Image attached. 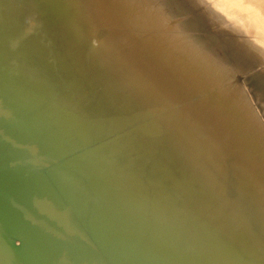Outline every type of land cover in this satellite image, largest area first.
<instances>
[{
    "label": "bare ground",
    "instance_id": "1",
    "mask_svg": "<svg viewBox=\"0 0 264 264\" xmlns=\"http://www.w3.org/2000/svg\"><path fill=\"white\" fill-rule=\"evenodd\" d=\"M81 1L79 0L78 3ZM84 1L85 0L82 1L83 4L86 3V1ZM89 1H91V5L89 7L88 5L90 3H87V7L89 9L85 6L88 11L85 13H80L78 16L79 23L84 28L87 36L89 35L92 37L91 39L94 41V43L92 41L91 42L94 47L97 48L99 46L98 48L101 49L102 53L107 57L112 56V54L118 55V59H112L113 62L110 60L111 63L115 62L114 64L116 65H114V68L117 66V64L118 67H116L114 70L109 69L105 71L103 76L102 74L99 75V72H97L102 67L99 68L98 66H92L88 55L82 49H79L80 52L78 51V54L74 53L76 55L72 53V50L75 51V49L79 48L80 46L74 41L71 34L69 39V35L64 34L63 32H60L58 29H56L55 25L46 18L45 14H43L44 16H37L35 14L39 11L40 7L45 5L44 0H41V2L39 0L40 6L39 4H37L38 6L35 4L37 2L33 4L32 0L22 1V3H19L21 6L18 9H11L12 11L9 10L11 0H4L3 7L0 9V19L6 18L17 20L19 18L26 20V22L27 20L30 21L27 23L22 21L23 24L13 27L8 40L14 43L21 41V43L24 44L29 40H26L28 35L30 38L29 41H31L32 36L30 37V35L37 34L43 39L45 38L48 40L47 45L49 43H56L59 46L60 52L66 55V58L70 60L67 62L76 69L77 67L81 70L93 68L94 70L91 69L92 71H90L92 73L96 70L95 73L97 72L98 74L94 73L93 76L96 77L99 75V77H96L92 83L97 86V94L103 93L107 95V99H112V96L113 99L110 102L114 105L119 100H123L125 105L128 104L131 114L134 113L142 118L151 111L147 107L150 106V104L159 103L160 105V103H170L171 101L183 99L186 101L185 98L190 99V97H194V99L192 98L189 101V104L182 105L180 110L176 113L180 111L183 112L185 115H187L185 120L193 122L195 129L200 128L203 131L204 134H202V132L200 133L199 131L198 133L201 139L211 146V149L214 152L211 157L213 158L214 162H218L220 164H223L224 162L231 163L232 167L234 168V163H237L240 160L243 163H237L239 165L238 172H240L246 179H251L254 182L259 183L261 186H264V168L261 166V164L264 165V155H260L262 152H264V121L260 117L259 112L256 111V108L252 105L253 102L251 101L253 100H251L249 95L250 91L248 92L246 87V85H251L256 91L258 97L261 99L262 103L260 102L259 107H261L263 110V114H261L264 118V69L261 70L262 72L259 71L260 73H258L256 70L257 74L254 73L255 75L250 73V68L252 69L254 66L264 64V6L261 9L254 10L253 14L249 17L247 16L246 12L243 13L246 14L248 20L246 23L243 22L241 26H233L227 29H224V27L220 28L217 32L219 36L212 35L209 33V31L205 32L204 36L206 38L215 40L214 43L211 41V45L209 39H205L204 42L200 44V39H203L204 37H199L198 39L189 38L184 43H181L177 40L182 36H180L178 33L175 34V31L171 27L178 26L180 23H182V21L177 22V17H174V11H172L171 8L164 6L165 4H170L171 0L164 2V4L160 0H152V2H149L151 7L141 0ZM217 1L219 0H188L190 6L194 8L200 9L205 3H208L210 5V9H204L200 11V13L197 11L190 12V16L187 17V22L195 21L197 18L207 19L210 15L218 13L219 7L216 4ZM247 1L248 0H225V5H243ZM251 1L255 2L256 0ZM262 1L264 2V0ZM96 3H99L100 5L97 6L98 4ZM173 6L179 5H177L173 0L172 9ZM98 7L100 9H98ZM211 7L214 8L213 11H211ZM15 8H17V6H15ZM150 9H152L151 12L149 11ZM79 10L81 9L79 8ZM149 17H155V22H153V24L149 23ZM182 17L184 18L183 15ZM159 18L163 19L162 22L157 21ZM236 18L241 20L240 17ZM233 22H236V20L233 19L229 23ZM105 26L109 27V32L113 33V35L109 32L108 34L105 32V30H108L104 29ZM110 29L113 31L111 32ZM64 30L66 32V29ZM35 36L36 35H34L32 39H36ZM79 38V40L84 39L80 36ZM43 39L40 40L44 41ZM146 42L149 44L150 49L155 50V54L149 49V47H145L144 49L143 46H145ZM118 45L121 46L115 52L114 50L116 46L119 47ZM35 46L37 47V45ZM49 46H51V44ZM40 47V56L37 57L35 63L38 64L40 62H49L51 60V55H47V52L45 53L43 45H40ZM34 48L33 50H35ZM126 50H131L133 54L131 53L128 55V52H125ZM25 51L27 50L25 49ZM91 51L89 52L91 53ZM199 52H201V54ZM131 55H135L136 57H130ZM127 56H129V58ZM121 58H123V60L124 58H127L128 61L123 62ZM137 58H139V60H143L147 67H145L146 65H140L142 61L139 62ZM44 59L45 61H43ZM134 60L136 61L134 62ZM39 81L41 82V80ZM32 86L33 85H31V87ZM20 89L21 87L15 88L17 91V99H21V102L28 101V106L30 108H36L37 105L40 104V100L36 101L35 98L33 100L32 98L27 97L30 96L27 90L23 91ZM36 89L39 90L41 88L38 87ZM136 89H138L140 93ZM179 90L182 91L183 94L184 92H187L189 95H187V93V97L186 95L183 96L182 93L181 95H176L175 91ZM135 92L140 96H137ZM141 92L144 95L141 94ZM6 93H8V90ZM90 93L92 94V91H90ZM4 94L5 92L1 93L0 95ZM89 99H92V96ZM184 101H182V103ZM211 101L217 104L218 109H216L217 106H214L215 109H212L210 106L211 104H209ZM139 107L142 108L132 112L133 109ZM154 108L155 107H153V109ZM157 108L159 109V107ZM56 109L57 108L53 106L45 107L43 109L44 111L39 112L42 114V118H46L47 115H49L56 120H62L59 119V115L54 112ZM122 110L129 112L127 109H124L123 106ZM214 110L219 113L215 114L216 111ZM77 111L82 114L85 112L87 113V111L80 108L77 109ZM89 113L91 112H88V114ZM92 113L94 116H92L91 120H87L86 123L88 130L92 131L96 128H105V130H107L119 126L111 123V125L108 124V126H110L109 128L105 125L106 121L104 119H99L96 114H94V112ZM2 116L3 114L0 113V117ZM166 118L168 117L163 115L158 118L161 124L159 126L161 128L165 127L164 121L166 123L168 121ZM144 127L147 132H150V134L152 132H156L157 130L153 123H151V125H145ZM176 131H178V129H176ZM173 134L163 130L162 137L159 139H156L155 137V140H153L154 143L159 145L160 152L165 157V166L171 172L173 177L177 175L183 181L188 182L192 180L195 185L200 186V188L205 193L206 200L212 206L214 212L217 213L227 224L231 231L232 237L227 236L224 233L225 231L223 230L222 226H220L216 220L215 222L210 221L207 211L202 209L204 211L203 212L200 210L191 199L193 198L195 201L199 200L204 205L200 198L195 197L190 191H182L181 188L169 180L162 172L157 170L146 158V156L138 150V148L135 146V143L131 142L128 136L127 138L125 137L126 135L124 136L125 139L122 138V141L115 142L113 144H104L103 147L98 146L95 149H86L85 151L81 152L80 155L72 157L71 160L69 159V163H65L67 159L66 158L64 159V162L56 169L58 172L56 175H54V186L61 192L62 197L65 198V195L62 192L64 190L70 195L72 200L80 201L76 203L81 205L83 211L85 212L88 229L78 228L76 225L71 223V214L62 204V202L52 195L51 192L53 188L41 186L26 177L24 173L26 170H23V168L21 169L23 157L21 156L22 149L19 145H17V139L19 138V135L10 136L9 134L0 136V237L2 238L5 235L3 239L8 240V238L11 237V234H14V224L17 223L20 225L25 219L26 222H24V224H30H28L29 226L27 225L23 227L25 228L23 230L26 231H24L25 233L22 239L24 247L27 246L26 248L31 246L36 248L38 246L37 248L44 252L41 254H46L47 252V254H51V257L54 254L55 258L58 257V255L59 257L61 255H66L68 249L70 251V247L73 248L74 246L76 252L78 253H76L74 257H70L71 259L63 256L67 259H65L66 261H62V263L65 262V264H99V260L104 262V260L108 257H113L114 254L111 253V244L106 238L109 226V202L107 188L105 187V189H101L104 187L103 183L108 181L104 174H102L103 171H106L108 174V171L106 170V167L103 164V159L101 158L105 153L108 156V153L103 151L106 148V150L108 149L110 154L114 155L116 160L119 162L128 165V163H126V159L129 158L132 161V164H129L128 166L136 167L132 168L134 171L132 169H123V171H121L119 168L121 165L112 160H110L111 162L109 161V163L107 161V163L110 168L112 164L115 167L116 172L118 170L119 176H123V179L125 177L127 181H130L131 179L138 180L140 182L138 184L141 189L138 190L133 185V183H130V185L145 195L147 198L155 200L157 203L164 204L175 201L178 204V208L182 209V212L184 210V206L189 207L191 210H193V214H195L200 220L203 219V221H206L208 226L210 225L209 229L214 230L218 232V234L222 235L227 242L237 248L242 256L246 257L240 247H248L249 252L253 254L257 260H260L259 257H262L264 260V236H262L260 233H257L258 231L256 232L250 224L243 221L241 215L246 213L241 211L243 208L241 202H245L240 199L242 195L238 191L234 190L228 182L222 179L208 165L204 157L198 152V146L194 142H189L187 139H185L183 140L182 144L183 148H181L180 142H177L176 139L172 138L174 136ZM178 134L180 135V133ZM50 135H58L60 140L57 138L56 140L67 147L64 148V146H61L63 149H65L63 152H66L62 158H64V156H68L76 149L77 146L83 144L86 139L88 140L90 138L89 135L84 134L85 138L82 142L78 143L75 141L72 144L70 143V140L74 141L76 139L75 135L66 134L63 130L61 131V129L59 132ZM44 137L45 136L39 137L41 139L43 138V141H41V139L39 141L40 149L51 153L53 156L59 155L55 151L52 153L54 149H50L59 147V144L55 143L56 140L54 143L57 146H52L50 142L49 144L45 143L46 141L44 140ZM208 137L217 141L223 140L226 142V145H229L230 148L233 149V151L240 148V158H238L239 160H235L236 162H234L233 158H229L231 157L230 152H227L228 150L225 152L222 146L219 147L220 145L217 144L210 145V140ZM47 148L50 149L51 152L47 150ZM226 148L228 149V146ZM90 150H95V154L98 153L101 157L97 155L95 156ZM183 150L187 151L188 154L190 153L191 156L197 160L195 162H199V165L203 168V170H205V173L200 171L201 167L198 169L199 166H196L193 162H190L189 159L184 156V154H181V152L183 153ZM241 150L251 153L248 154L242 152ZM57 157L58 156H56V158ZM124 157H126V159ZM193 157L190 158L193 160ZM237 157L238 156L236 155L234 158L237 159ZM58 158H60V156ZM27 168L29 169V167ZM98 168L100 169L101 173L99 172ZM135 169H139L145 173L147 182L141 183L142 178H140V174L138 175V172H136ZM126 175L131 179H128ZM115 176L116 175L113 173V176L111 175L109 177L114 183H118V185L122 187L124 191H126L123 184ZM11 188L15 189L16 192L12 191L11 193ZM97 189L102 190L100 195H96L95 192ZM226 189L231 192L233 197L224 193V190ZM180 191L184 192L185 194L181 193ZM9 193L12 197L6 201L5 197L9 195ZM150 195L154 196L155 199L149 197ZM261 196L264 197V194ZM237 197H239V199ZM13 199L14 202H12ZM234 199L238 202H235ZM249 203L248 205L251 206L252 209H254L257 213H259L261 218H263V220H260H262L264 224V211L262 208L254 205L251 202ZM76 208H78V206ZM174 208L176 207L174 206ZM4 223H7L8 230L5 229ZM253 224L255 225V223ZM57 233L58 235H56ZM79 235L83 237V240L79 239ZM98 238L107 242L109 247H107V245L104 243L99 242ZM73 241L74 243H72ZM93 243L99 247L96 249V247H93ZM52 245H55V248H52ZM24 247L20 248L23 249V253H21L20 256L16 255L18 253L13 249L12 250L15 254H9L7 251L5 254L3 253L4 255L0 256V260L2 259L0 264H11L12 262L19 264V261L21 259H25L28 252L31 253V251H29L31 250L30 248H28L27 252L24 250ZM31 248L33 249V247ZM81 250L84 251L83 254L80 253ZM30 253H28V255H31ZM35 253L36 255L38 254L37 252ZM119 254H125L126 257L132 258L129 253L125 251L123 253L119 252ZM9 255L14 258L11 259ZM36 255L34 254V257ZM38 256L39 254L37 255L36 259H38ZM28 257L30 258L32 256ZM4 258L5 263L3 262ZM29 258L27 259L26 257V262L23 261L22 263L25 262L24 264H31V262H28ZM162 258H164L166 262H172L171 264H201L193 260L179 259L176 256H173V254L170 252L163 253ZM165 258H170L171 261H167ZM30 259L32 261L35 258ZM40 259L42 260L44 258L40 257ZM221 259L224 263L227 261L229 264H239L237 261L235 262L232 260V258L229 260H225V258ZM41 260H39V262H42ZM118 261H121V259ZM144 262L147 264H153L146 260H144ZM103 264H105V262Z\"/></svg>",
    "mask_w": 264,
    "mask_h": 264
},
{
    "label": "rangeland",
    "instance_id": "2",
    "mask_svg": "<svg viewBox=\"0 0 264 264\" xmlns=\"http://www.w3.org/2000/svg\"><path fill=\"white\" fill-rule=\"evenodd\" d=\"M16 1H17L18 4L16 3ZM19 1L20 0H15V1L11 0V4H10V7H9V10L18 9L21 6V4H19V3L20 2L22 3V1H25V0H21L20 2ZM82 1L80 3H78L79 0H44L45 5L40 7L39 11L37 13H35V14L37 16H42L43 14H45L46 18L55 25L56 29H58L60 32H63L64 34L69 35V39H70V34H71V36H73L74 41L77 42V44H79V46L81 47V48L80 47L76 48L75 51L72 50V53L73 54L74 53L78 54L80 52L79 49L80 50L82 49L88 55L89 60L92 63V66H98L99 68L102 67L97 72H99V75L102 74V76H103L105 71H107L109 69L110 70H114V69H116V67H118V64H117V66H115V68H114V65H116V64H114L115 62L111 63V61L113 62L112 59H115V60L118 59V55H113L112 54V56L107 57V56H105L102 53V50L98 48L99 46L97 47L98 49L93 46L92 42L94 43V41H92V39H91L92 37H90L89 35H88L89 37L87 36L84 28L82 27V25L79 23V20H78L79 19L78 16H79L80 13H85L86 11H88L86 9L87 3L89 4L91 1L85 0L86 3H84V4H83ZM141 1L146 3L149 7H151V4L149 2H152V0H141ZM160 1H162L163 4H164V2H167V1H170V0H165V1L164 0H160ZM32 2H33V4L35 2H37L35 4L36 5L39 4V6H40L41 0H40V2H39V0H32ZM172 2H173V0H171L170 4H165L164 6L167 7V8H171V10L174 11V13H175L174 17H177L176 18L177 22H179V21L181 22L182 21V23H180L178 26L171 27L175 31V34L178 33L180 36H182L181 38H179L177 40L180 41L181 43H184L189 38L198 39L199 37H204L203 39H200V44H202L205 39H209V38H206L204 36L205 32L209 31L210 34L215 35V36H219L217 32H218V30L220 28L224 27V29H227V28L233 27V26H235V27L241 26L243 22H245V23L247 22L248 17L253 14L254 10L261 9L264 6V2L262 0H256L255 2L251 1V0H248L243 5H235V6L230 5V4L225 5V0H219V1L216 2V4L219 7L218 13L214 14L212 12L214 15H210L209 18H207V19L197 18L195 21L187 22V17L190 16V12L197 11V12L200 13V11H202L204 9H208V8L210 9V7H209L210 5L208 3H205L204 6L199 9V8H194V7L190 6V3L188 2V0H174V2L177 5H179V6H173V9H174L173 10L172 9ZM3 4H4V0H0V9L3 7ZM96 4H98L97 6L100 5L99 3H96ZM96 4H94V5H96ZM249 4H252V5H249ZM90 5H91V3L88 5V7ZM15 6H17V8H15ZM97 6H96V9H97ZM79 8L81 10H79ZM98 9H100V8L98 7ZM213 10H214V8L211 7V11H213ZM149 11L151 12L152 9H150ZM245 12L247 13L248 17L246 16V14H243ZM177 13H179V14H177ZM179 15H181V16H179ZM182 15L184 16V18L182 17ZM236 17H240L241 20H238ZM181 19H183V20H181ZM233 19L236 20V22L229 23ZM162 20H163L162 18H159L157 21H161L162 22ZM16 21H18L19 23L16 22ZM22 21L24 23L30 22L28 20L26 22V20H22V19H19V18L17 20L16 19H6V18H1L0 19V90H6V88H7V86L9 84H12V85L14 84L15 86L16 85L23 86V87H26L27 89H31L35 94H37L38 96H40L43 99L41 101L42 109L45 108V107H52V106L53 107H55V106L64 107V108H67V109L79 114L82 117L85 116L86 119L87 118L91 119L92 116H94V115H92L93 114L92 112H94V114H96V116L98 118H109V116H112L111 118H109L110 121L107 120L106 124H105L109 128H110V126H108V124L111 125V123L112 124L114 123L115 125H120V123L121 124L129 123V122H132V121H135V120L141 118L139 115H136L134 113L131 114L130 113L131 111H129L128 104L125 105L123 100H119L114 105V104H112L110 102L113 99L112 96H111L112 99H107V95H105L103 93H98L97 94V92H98L97 91V86H95L92 83V81L94 79H96V77L97 78L99 77V75H97L96 77L93 76L96 70L92 73L90 71L94 70L93 68H90V69L87 68V70H83V69L81 70L80 68L77 67V69H76L74 66H72L70 63L67 62V61H70V60L68 58H66V55H64V54H62L60 52L59 46L56 43H49L47 45L48 40L45 39V38L43 39L42 37L38 36L37 34H34V35H36L35 36L36 39H32L34 37V35H30V37L32 36L31 37V41H29L30 38H29V35H28V38L26 40H28V39L29 40L26 43H24V44L21 43V41H19L18 43H16V42L14 43L12 41H9L8 39L10 38V34H11V31H12L13 27H16V26H19V25L23 24ZM148 21H149V23L153 24V22H155V17H149ZM106 27H108V26H105L104 29H108L107 31L105 30V32H107V34H108L109 27L108 28H106ZM64 29H66V32H65ZM110 31H111V29H110ZM110 34L113 35V33H110ZM79 36L81 38H84V39L83 40L82 39L79 40L80 39ZM39 37H40V39H43L44 41H41L39 39ZM211 41H213V43L215 42V40H212V39L210 40L209 39L210 44H211ZM84 43L86 44V46H85ZM50 44H51L52 47L49 46ZM31 45H33V46H31ZM35 45H37V47ZM40 45L44 46V50H45V53L47 52L46 53L47 55H51V60L49 62H47V63L40 62V63L36 64L35 60L37 59L38 56H40V52H41ZM171 45H172V42H171ZM118 46L119 47L116 46V48L114 50L115 52L120 48L121 45H118ZM32 47L33 48L35 47L34 48L35 50H33ZM143 47L145 49V47H149V44L146 42L145 46H143ZM170 48H172V47H170ZM22 49H24V50H22ZM25 49L27 51H25ZM91 49H92V51H91ZM149 49H150V47H149ZM150 50L154 54L156 53L154 49H150ZM89 51H91V53L93 52L92 54H94V55H92ZM115 52H114V54H115ZM125 52H128L127 53L128 55H130L131 53L133 54V52L131 50H126ZM199 53L201 54V52H199ZM76 54H74V55H76ZM127 57L129 58V56H127ZM130 57H136V56L135 55H133V56L131 55ZM140 58L142 59L141 56H140ZM130 59H134V58H130ZM137 59H138L139 62L142 61L140 63V65L141 64H142V66L146 65V63L143 60H141V59L139 60V58H137ZM121 60H123V58H121ZM43 61H45V59ZM127 61H128L127 58L126 59L124 58L123 62H127ZM135 61L136 60H134V62ZM9 62H11L12 64L9 63ZM22 62H23V64H22ZM249 62H250V60H249ZM263 65L264 64H259L257 66L253 65L254 67L252 69L250 68V73L252 75H255V74H257L256 73L257 71H258V73L262 72L261 70L264 69ZM103 67H104V69H103ZM145 67H147V65ZM88 70H89V73H88ZM97 72L95 74H98ZM263 72H264V70H263ZM102 76H101V78H102ZM101 78H99V79H101ZM39 80H41V82H43V83H41ZM27 82H28V84H27ZM30 84L33 85L34 87L32 86L33 87L32 88ZM43 84H46V85H43ZM41 85H43V86H41ZM38 87L41 88V89L37 90L36 88H38ZM246 87L248 89V92L250 91L249 95H250L251 100H253V101H251V102H253L252 105L256 108V111L259 112L260 117L264 121V118L262 116L263 110L261 109V107H259L260 106L259 105L260 102L262 103L261 99L258 97L256 91L254 90V88L251 85H246ZM136 90L140 93V91L138 89H136ZM90 91H92V94L90 93ZM181 93L183 94V92L180 91V90L179 91H175L176 95L177 94L181 95ZM186 93L187 92H184L183 96L186 95ZM88 94H90L92 96V99H89L91 96L88 95ZM135 94L137 96H140L136 92H135ZM141 94H143V93L141 92ZM192 94H193V92H192ZM187 95H189V94L187 93ZM187 95H186V97H187ZM95 96H97V97H95ZM254 97H256V98H254ZM192 98L194 99V97H190V99L189 98H185L186 101H184V99H183V100L171 101L170 103H160V105H159V103L155 104L152 101L154 104H150V106H147L149 108V110H151L150 113H149V116H146V118L140 119L139 121H136V123L138 122V123L146 124L145 123L146 120H147L146 122L150 121L149 124L153 123L156 126V128H157L156 132H152L150 134V132L146 131V129L144 127L145 126L144 124H142L140 126L141 129L138 128L137 124H135L134 126L126 128V129L122 130L119 133L117 132L115 135H111V136L106 135L105 138H104V140H105L104 143L105 144H109V143L113 144L115 142L122 141L123 139H125V137L127 138V136H128L129 139L131 140V142L135 143V146L138 148V150L143 155L146 156V158L153 164V166L157 170L162 172L169 180H171L179 188H181L182 191H184V190L186 192L190 191L195 197L200 198V200H202L204 205L199 200L195 201L193 198H191V199L194 201V203L198 206V208L200 210L203 209V210L207 211V213L209 214V220L210 221H214L215 222V220H216L220 224V226H222L223 230L225 231L224 233L227 236H231L232 237L231 231L228 228L227 224L220 218V216L217 213L214 212L212 206L206 200L205 193L200 188V186L199 185L198 186L195 185L192 180L186 182V181L181 180L177 175L173 177L171 172L167 169V167L164 164L165 157L161 154L160 149H159V145L157 143H154L153 140H155V137H156V139L161 138L162 135H163V130H166L167 132H170L171 134L174 133L173 134L174 136L172 138L176 139L177 142H180V147L181 148H183L182 144H183V140H185V139H187L189 142H194L198 146V152L204 157V159L207 161L208 165L222 179H224L226 182H228L230 184V186L234 190L238 191L242 195L243 198L240 197V199L242 201H245V202H241V204L243 205V208L241 209V211L246 213V214L242 213L243 215H241L242 218H243V221H245L248 224H250L251 227L254 228L256 232L258 231L257 233H260L262 236H264V232H263L264 231V224H263V221H262L263 218H261L259 215H257L253 211L252 207L248 205V203L251 202V203H253L256 206L261 207L262 210L264 211V197L261 196L262 194H264V190H263L264 186H261L259 183L254 182L251 179H246L240 172H238L239 171V165L237 163H239V162H240V164L243 163L242 161H240L238 159V158H240V156H239L240 148L239 149H235L234 150L235 152H234L233 149L230 148L229 145H226V142H224L223 140L222 141L218 140L219 141L218 142L217 140L210 139L208 137V139L210 140V145L217 144V145H220L219 147L222 146V148H223V150H225V152L227 150H228L227 152H230V154H231L230 156L231 157L228 156L229 158H233L234 162H236L235 160H237V161L239 160V162H237V163L233 162L234 163V168L232 167L231 163L224 162L223 163L224 165H223V164H220L218 162L217 163L214 162L213 158L211 157L214 154L213 150L211 149V146H209V144L207 142H204V140L201 139V137H200V135L198 133V131H199L200 133L202 132V134H204L203 131L200 128H196L195 129V126H194L193 122H191L189 120H185V118H187V115H185L183 112L180 111V112L176 113L177 111L180 110L182 105L189 104V101ZM258 100H259V103H258ZM182 101H184V102L182 103ZM211 102H213V101H211ZM211 102L209 104H211L210 106L213 109L214 106H217V104L215 102H213V103H211ZM86 104H87V106H86ZM163 104H165V105H163ZM255 105L258 106V107H256ZM122 106L124 107V109H127L129 112H125L124 110H122ZM153 107H155V108L153 109ZM157 107H159V109ZM76 108L77 109H79V108L83 109V110L87 111V113L86 112L83 113V114L79 113L78 112L79 110L77 111ZM141 108L142 107L135 108V109H133L132 112H134L135 110H140ZM190 108H194V107H190ZM216 109H218V106H217ZM153 111L156 112V113H154ZM214 111H216V110H214ZM88 112H91V113H89L90 115L88 114ZM218 113L219 112L216 111L215 114H218ZM102 115H104V116H102ZM162 115L165 116V117L167 116L168 118H166V120H168V121H167V123L164 121L165 127L161 128L159 126L161 124H160L158 118L161 117ZM156 117H158V118H156ZM263 126H264V122H263ZM110 129H112V128H110ZM176 129H178V131H176ZM129 133H130V135H129ZM178 133H180V135ZM50 136L45 135V137H44V140L46 141L45 143L49 144V142H50V144L52 146H57L55 143H58L59 147L50 148V149L51 150L54 149L52 151V153L55 151L57 154H59V155H54V158H56V156H58V157L60 156V158H62L63 155L66 154V152H63L65 149H63V147H61V146H64V148H67V147L65 145H63L61 142H58L56 140V138L58 140H60L58 135H54V136L50 135ZM180 137H182V138H180ZM75 138L76 139L74 141L70 140V143L73 144V142H75V141H77L78 143L82 142L84 140V138H85V135L78 134V135H75ZM181 139H182V141H181ZM55 140H56V142L54 143ZM41 141H43V138L41 139ZM106 142H108V143H106ZM98 144H99V141L93 142V143L91 142V143H89L88 147L89 148L90 147H95ZM227 146H228V149L226 148ZM88 147L86 149H88ZM50 149L47 148V150H49V151H50ZM104 150L108 153V150H106V148ZM57 151H59V152H57ZM77 151H78V149H77ZM90 151L95 156L97 155V156L101 157L100 154H98V153L95 154L96 153L95 150H90ZM241 151L245 152V153H248V154L251 153V152H248V151H245V150H241ZM186 152L187 151L183 150V153L181 152V154L182 155L184 154V156H186L189 159L190 162H193L196 166H199L198 167V169H199L201 167L199 165V162H195L197 160L193 156H191L190 153L188 154V152L187 153ZM185 154H187V155H185ZM232 155L234 157H236V155H237L238 156L237 159L234 158ZM260 155H264V152H262ZM58 157L56 159H59ZM72 157L73 156H71V157L67 156V159H66L65 163H69ZM190 157H193V160ZM101 158L103 159V164L106 167V170L108 171V174L106 173V171H103L102 174H104V176L107 178L108 181H111L112 183H114L113 180L109 177L111 175L113 176V173H114L116 175L115 177L118 178V180L125 187L126 192L129 191L130 193H133V194H135L137 196L139 195L141 197H146L145 195H143L141 192L138 191L139 189H141V187L138 184V183H140L138 180L131 179V178H129L126 175V177L128 179H131L130 180L131 182H130L129 180L127 181L125 177L123 179L122 178L123 176L122 177L119 176L118 170L116 172V169H115V167L112 164H111V168L108 166V163H109L110 160H109V158H108L106 153ZM114 158L116 159V157H114ZM124 158L126 159V157H124ZM107 161H108V163H107ZM126 161H127L126 163H128V165L132 164V161L129 158L126 159ZM261 166L264 168L263 164H261ZM119 168L121 169V171H123V168L121 166H119ZM131 168H136V167L132 166ZM201 168H200V171L205 173V170H203V168L202 169ZM98 170L101 173L99 168H98ZM133 171H134V169H133ZM135 171L138 172V175L140 174V176H141L140 178H142L141 183L147 182L145 173L143 171H141L139 169H135ZM159 175H160V173H159ZM251 177H253V176H251ZM105 183H107V181H105ZM105 183H103L104 187L102 186L103 188H101V189H105V187L107 188V186H105L107 184H105ZM130 183H133V185L138 190H136L133 186H131ZM101 189L100 190L97 189V191L95 192L96 195H100V193H102ZM226 190H224V193H226L228 195H231V192L229 190H227V191ZM12 191L16 192L15 189L11 188V193H12ZM182 191H180V192L185 194ZM11 197L12 196L9 193V195H7L5 197V200L8 201ZM149 197H152L153 199H155V197L152 196V195H150ZM231 197H233V196L231 195ZM237 198L239 199V197H237ZM234 201L238 202L235 199H234ZM12 202H14V199H13ZM244 207H246V208H244ZM77 209L83 211L82 210L83 208L81 209L80 207H78ZM252 219H254V220H252ZM260 219H262V220H260ZM246 220H248V221H246ZM24 222H26L25 219L23 220V223L20 224V225H18L17 223L14 224V227H15L14 228V230H15L14 234H11V237L8 238V240L11 239L15 235H19V236H21V238L24 237V233H25L24 231H26V230H23V229H25L23 227H25V226H27L29 224V223L28 224L27 223L24 224ZM252 222L255 223V225ZM258 223H259V225H258ZM4 227H5L6 230H8L7 223H4ZM11 229H13V228H11ZM56 235H58V233ZM79 236H80L79 239L83 240V237L81 235H79ZM4 237H5V235L2 238L0 237V250H1L0 256H3L6 251L8 253L11 252L9 254H15L13 252V250L17 251L18 254H16V255L20 256V254L23 253L22 252L23 249H13V250L12 249L11 250L8 249L7 240H4L3 239ZM98 240H99V242H102L105 245H107V247H109V244L107 242H105V241H103V240H101L99 238H98ZM72 243H74V241ZM23 247H24V245H23ZM26 247L27 246L24 247V250L27 251V252H28V248L31 249V250H29V251H31V253L28 252L31 255H28V253L26 254L27 255L26 256L27 259L29 258L28 256H32L30 258H33V259L35 258L32 261L29 258L30 261L28 260V262H31V264L41 260L40 257H43L45 260H47V259L56 260L57 259V260L60 261V259H61V261H66L67 260L66 258L69 259L70 257H74L76 255V253H78V252H76V250H75V248L73 246V248L70 247V251L71 252L68 249V252L66 253V255H63L66 258L63 257L62 255L60 256L61 258L59 257V255H58V257L54 258V254H53L52 257H51V254H47V252H46V254H41V253H44V252L41 249L39 250V248H37L38 246L36 248L34 246H31V247H33V249L31 247H28V248H26ZM51 247L55 248V245L54 246L52 245ZM240 248L242 249L243 253L247 257V258L245 257L247 259V262H250L248 264H252V263H254V264H256V263L257 264H264V260L262 259V257L261 258L259 257L260 260H257L256 257L249 252V248L248 247L247 248L240 247ZM85 249H87V248H85ZM8 250H10V251H8ZM73 250H75V251H73ZM35 252H37L39 254L38 259H36L38 254L36 255ZM83 252H84L83 250L80 251V253H82V254H83ZM32 253H34L36 256L34 257V254H32ZM67 255H68V257H67ZM120 255L122 256V258H124L123 260H125V261H130L133 264H141L136 259H132L133 258L132 254H129L132 258L126 257L125 254L124 255L123 254H119V256ZM26 257L23 260L19 257L21 259L19 261V264H24L26 262L25 260H27ZM46 257H48V258H46ZM10 258L12 259L14 257L10 256ZM44 259L41 260L42 261L41 263L44 262L43 261ZM123 260H121V261H123ZM262 260H263V262H262ZM23 261H25V262L22 263ZM252 261H254V262H252ZM0 262H2V259L0 260ZM3 262L5 263V258H4ZM143 262H144V260H143ZM26 264H29V263H26ZM63 264H65V262H63ZM99 264H103V263L99 260ZM143 264H147V263L144 262ZM245 264H247V263H245Z\"/></svg>",
    "mask_w": 264,
    "mask_h": 264
},
{
    "label": "water",
    "instance_id": "3",
    "mask_svg": "<svg viewBox=\"0 0 264 264\" xmlns=\"http://www.w3.org/2000/svg\"><path fill=\"white\" fill-rule=\"evenodd\" d=\"M20 87V90L28 91L30 96L27 97L33 100L35 98L36 101L40 100V104L36 108H30L28 101L21 102V99L16 98L17 91L15 88ZM7 90L8 93H6ZM4 92V95H0V113L3 114L0 117V136L4 134H9L10 136L19 135L17 145L21 147V156L23 157V162L21 161L22 167H20L26 170L24 171L26 177L41 186L53 188L52 195L60 200L71 214V223L78 228L88 229L85 212L76 208L78 206L82 209V206L76 203L80 201L72 200L70 195L64 190L62 192L65 198L62 197L61 192L54 186V175L58 172L56 169L64 162L67 156L56 159L51 153L40 149L39 141L41 138L38 137L57 133L60 129L69 135H89L90 138L88 140L86 139L83 144L77 146L68 155L69 157H74L85 151L91 142L99 141V144L95 147H90L91 149H95L98 146L103 147L106 135H115L117 132L119 133L135 124L141 129L140 126L144 123H136V121L146 118L150 112L140 119L120 124L112 129L96 128L97 130L91 131L88 130L86 125L87 120H91L90 118L86 119L85 116L82 117L64 107L55 106L57 109L54 110L59 115V119L62 120H56L49 115L46 118H42V114L39 111H44V108L42 109L41 107L43 99L31 89L9 84L6 90H0V94ZM111 117L109 116V118ZM109 118L102 119L107 121ZM149 123L146 122L144 125H151ZM108 158L121 165L125 170L132 169L127 164L116 160L109 151ZM106 184L109 202V226L106 238L111 244V253L114 255L105 259V264H133L130 261L123 260L124 258L118 255L119 252L123 253L124 251L132 254V257L141 264L144 263L142 260L153 264H171L172 262H166L162 258V254L166 252L172 253L173 256L179 259L193 260L201 264H229L227 261L224 263L221 258H225V260L232 258L239 264L249 263L237 248L227 242L218 232L209 229L210 225L208 226L203 219L200 220L189 207L184 206L182 212V209L178 208V204L175 201L166 204L157 203L147 197L137 196L129 191H124L118 183L107 181ZM253 211L260 215L254 209ZM9 240H7L8 249L22 248L23 239L21 236L15 235ZM92 245L96 249L99 247L94 243ZM120 259L123 261H118ZM166 260L171 261L170 258ZM43 261V263L37 261L33 264H63L62 261L57 259ZM104 262L102 261V263ZM11 264L16 263L12 262Z\"/></svg>",
    "mask_w": 264,
    "mask_h": 264
}]
</instances>
